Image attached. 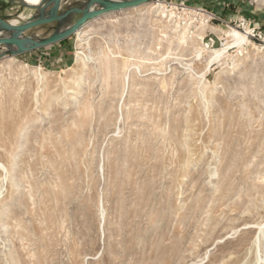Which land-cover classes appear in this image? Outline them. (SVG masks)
Here are the masks:
<instances>
[{
    "label": "rangeland",
    "instance_id": "374dc122",
    "mask_svg": "<svg viewBox=\"0 0 264 264\" xmlns=\"http://www.w3.org/2000/svg\"><path fill=\"white\" fill-rule=\"evenodd\" d=\"M159 2L92 21L64 61L0 48V264H264V43Z\"/></svg>",
    "mask_w": 264,
    "mask_h": 264
},
{
    "label": "water",
    "instance_id": "95a60500",
    "mask_svg": "<svg viewBox=\"0 0 264 264\" xmlns=\"http://www.w3.org/2000/svg\"><path fill=\"white\" fill-rule=\"evenodd\" d=\"M157 1L160 0H129L124 2L87 0L86 5L81 9L78 7H73L71 9H68L64 13H59L60 9L62 8V0H52L48 7L38 10V13L35 17L18 27L17 29L8 24V21L2 20L0 18V29L12 31V34L8 38H0V46H15L17 48V52L9 50V52L13 55H20L34 50H39L58 44L63 40L78 34L84 27L98 18L146 6ZM94 5L100 6V10L92 11V7ZM73 14H80L81 17L77 21L72 23V26L65 32L59 34L56 31L52 36L46 38L45 40H35L31 37L23 36L25 32L43 25L58 23L60 26L63 22L68 21L67 19L69 18V16Z\"/></svg>",
    "mask_w": 264,
    "mask_h": 264
},
{
    "label": "crops",
    "instance_id": "0c3cea01",
    "mask_svg": "<svg viewBox=\"0 0 264 264\" xmlns=\"http://www.w3.org/2000/svg\"><path fill=\"white\" fill-rule=\"evenodd\" d=\"M190 6H202L215 14L220 22L228 23L239 16L246 17L250 23L255 26L262 27L264 31V0H184ZM221 24V23H220ZM71 38V37H70ZM45 47L39 50H34L24 54L32 61H64L68 56V48L66 41ZM62 44V45H61Z\"/></svg>",
    "mask_w": 264,
    "mask_h": 264
},
{
    "label": "bare ground",
    "instance_id": "6f19581e",
    "mask_svg": "<svg viewBox=\"0 0 264 264\" xmlns=\"http://www.w3.org/2000/svg\"><path fill=\"white\" fill-rule=\"evenodd\" d=\"M13 1L14 2H17V0H13ZM20 1L23 2V6L28 7V8H31V9H35V10H37V13H38V10H41L42 8L48 7L50 5V2L52 0H48V1L47 0H20ZM64 1L65 0H62L61 4H63ZM106 1H109V2H124V1H129V0H106ZM155 6H162V4L159 1L158 2H153L151 4L146 5L144 7V9L146 11H148V10L153 9ZM92 10L93 11L100 10V6L94 5L92 7ZM133 10L139 11L138 8H135ZM121 15L123 16V12H120V13H117V14H111V15L103 16L101 18L96 19L95 21L104 20V19H113L114 21H121V20L124 19L123 17H121ZM33 17H35V16L29 15L26 18L25 17L24 18L18 17L16 19H13V20L8 21V24H10L13 28H16L17 29L18 27H20L21 25H23V23L21 22V20L25 21V23H26L29 20H31ZM90 24H88L86 27H84L78 34L81 35V36H86V35L88 36V33L93 29V26H91ZM71 26H72V23H70L69 21H65V22H63L58 27L57 33L60 34L62 32H65ZM11 34H12V31H6V30H1L0 29V38H8ZM229 36L233 38L232 39L233 40V43L235 42L236 44H244V42H246V36L243 35V34H241V33H239L237 30L232 29V32L230 33ZM0 48L2 49V51H9L10 50V51H13V52H17V48L15 46H12V45H8V46L7 45H2V46H0ZM220 53H222V52H220Z\"/></svg>",
    "mask_w": 264,
    "mask_h": 264
},
{
    "label": "built area",
    "instance_id": "2783aa9c",
    "mask_svg": "<svg viewBox=\"0 0 264 264\" xmlns=\"http://www.w3.org/2000/svg\"><path fill=\"white\" fill-rule=\"evenodd\" d=\"M213 18L217 19L216 16H213ZM227 24L235 26L240 30L246 31V34L250 39L264 43V31L260 27L251 28L252 23H250V21L246 17L239 16L234 20L228 22Z\"/></svg>",
    "mask_w": 264,
    "mask_h": 264
}]
</instances>
